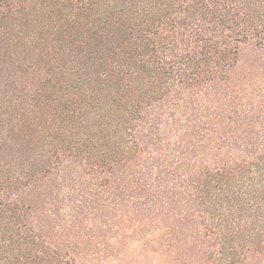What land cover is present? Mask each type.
<instances>
[{"label":"trees","instance_id":"obj_1","mask_svg":"<svg viewBox=\"0 0 264 264\" xmlns=\"http://www.w3.org/2000/svg\"><path fill=\"white\" fill-rule=\"evenodd\" d=\"M0 264H264V0H0Z\"/></svg>","mask_w":264,"mask_h":264}]
</instances>
